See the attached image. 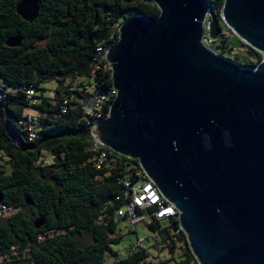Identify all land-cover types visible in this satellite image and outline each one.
I'll use <instances>...</instances> for the list:
<instances>
[{
  "label": "water",
  "instance_id": "95a60500",
  "mask_svg": "<svg viewBox=\"0 0 264 264\" xmlns=\"http://www.w3.org/2000/svg\"><path fill=\"white\" fill-rule=\"evenodd\" d=\"M152 1L158 18L129 17L106 55L116 96L102 141L173 205L199 264H264V0H224L221 11L262 55L254 69L203 45L205 1ZM15 11L32 23L39 8L23 0Z\"/></svg>",
  "mask_w": 264,
  "mask_h": 264
},
{
  "label": "trees",
  "instance_id": "16d2710c",
  "mask_svg": "<svg viewBox=\"0 0 264 264\" xmlns=\"http://www.w3.org/2000/svg\"><path fill=\"white\" fill-rule=\"evenodd\" d=\"M21 1L0 0V194L2 204L18 209L0 222V252L27 249L26 264H155L146 248L129 249L122 256L114 250L121 241L119 223L126 221L118 217L126 206L124 183L141 180L136 174L141 169L136 160L110 150L101 169L93 166L87 126L91 119L79 100L82 94H103L107 96L103 114L107 112L114 98L111 71L98 49L115 45L118 27L129 17L151 22L160 11L141 0H32L39 12L27 23L15 11ZM203 1L217 29L218 44L209 40L219 51L210 50L241 68L254 69L262 55L248 46L254 64L225 58L233 49L222 33L224 0ZM14 37L21 39V45L7 47ZM78 79L86 82L79 80L73 86ZM51 80L57 88L44 96L41 84ZM24 88L34 93L31 100ZM63 98L68 100L65 113L60 110ZM30 112L38 117L33 139L19 124ZM46 155L50 162L43 159ZM26 198L31 205L25 204ZM39 220L43 223L35 229ZM139 224L152 235L146 240L152 241L148 246L169 256L157 264L194 261L177 216ZM127 225L128 233L136 236V227Z\"/></svg>",
  "mask_w": 264,
  "mask_h": 264
},
{
  "label": "built area",
  "instance_id": "2783aa9c",
  "mask_svg": "<svg viewBox=\"0 0 264 264\" xmlns=\"http://www.w3.org/2000/svg\"><path fill=\"white\" fill-rule=\"evenodd\" d=\"M141 1H149L154 4L152 0ZM110 48L98 49V52L102 54L105 61ZM96 69H98V67H96ZM23 90L26 97L31 100L34 96L32 90L30 88H24ZM110 95L114 98L116 96V90L113 87ZM106 99L107 96L103 94H95L92 97L82 94V98L79 100L84 112L91 119L87 123L89 130V149L90 152H92L90 161L97 170L101 169L107 162V150H110L103 143L102 134L99 129V125H101L109 116L110 106L107 112L103 114V106ZM34 102L35 101L32 100L33 104ZM67 103L68 100L63 98L60 104V110L62 113L66 112ZM19 124L26 127L30 139H33L38 125V117L34 114H27ZM136 174L141 180L135 184H131L129 181L124 183L125 191L123 193V198L126 201V206L118 211V217L125 218L127 223L132 226L133 230H135L136 225L141 222L149 223L151 218H154L157 221H166L170 218L178 217V212L171 203L163 198L152 180L142 170ZM149 210H151V213L147 214V211ZM17 211L18 209L0 203V222L9 218ZM137 211H140L143 214L137 215ZM141 243L142 240L138 239L136 244L131 246V250H139L141 248ZM28 257L27 249L20 251L19 247H11L6 252H0V264H26L23 260ZM190 264H199V262L194 257V261Z\"/></svg>",
  "mask_w": 264,
  "mask_h": 264
},
{
  "label": "rangeland",
  "instance_id": "374dc122",
  "mask_svg": "<svg viewBox=\"0 0 264 264\" xmlns=\"http://www.w3.org/2000/svg\"><path fill=\"white\" fill-rule=\"evenodd\" d=\"M204 30H205V35L203 37V45L208 49H212L213 51L218 52L219 49L217 48V45H213L212 43H210V40L212 41L214 40L215 41L214 44H218L217 40L215 39V34L217 33V29L212 24V18L209 14L207 15L205 20ZM222 33L228 37L229 40L228 46L233 49V51L230 54H225V58H228L230 60L237 59L241 64L255 63L254 57L253 56L251 57L247 54V48H246L247 45H245L237 36H235L234 33L229 28H227L226 25ZM79 80L82 82L83 81L86 82L84 79L82 80L78 79L77 81L74 80V82H72L73 86H76V83H78ZM70 82H71L70 79L66 80V84H69ZM41 88L45 90L43 92L44 96H51L53 95L54 91L57 88V82L54 80L44 82L41 84ZM87 90L91 91L92 88L88 87ZM30 114H34V113L30 112ZM43 159L46 162H50V157L47 155L44 156ZM128 231L129 228L126 221H122L121 223H119V230L117 232V236H121V241L117 246L114 247V250L117 252V254L121 256L122 254H125L126 250L131 249V246L135 245L137 240L139 239L142 240L141 247L146 248V251L148 252V257L150 262L157 264L169 259V256L166 251H155L150 246H148L149 244H151L152 241L150 240V242H146V240L148 238H151L152 235L149 233L148 229L144 226V224L136 225V232H137L136 236L133 233H128ZM81 242H83V239L81 240Z\"/></svg>",
  "mask_w": 264,
  "mask_h": 264
}]
</instances>
